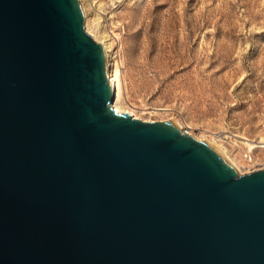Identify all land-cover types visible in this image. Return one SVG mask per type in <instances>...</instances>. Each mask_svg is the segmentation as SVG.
<instances>
[{
	"label": "water",
	"instance_id": "obj_1",
	"mask_svg": "<svg viewBox=\"0 0 264 264\" xmlns=\"http://www.w3.org/2000/svg\"><path fill=\"white\" fill-rule=\"evenodd\" d=\"M112 100L79 0H0V264H264V168Z\"/></svg>",
	"mask_w": 264,
	"mask_h": 264
},
{
	"label": "rangeland",
	"instance_id": "obj_2",
	"mask_svg": "<svg viewBox=\"0 0 264 264\" xmlns=\"http://www.w3.org/2000/svg\"><path fill=\"white\" fill-rule=\"evenodd\" d=\"M80 3L118 61L122 108L215 141L240 173L264 168V0ZM122 26L118 45L106 30Z\"/></svg>",
	"mask_w": 264,
	"mask_h": 264
},
{
	"label": "bare ground",
	"instance_id": "obj_3",
	"mask_svg": "<svg viewBox=\"0 0 264 264\" xmlns=\"http://www.w3.org/2000/svg\"><path fill=\"white\" fill-rule=\"evenodd\" d=\"M88 2H92V0H88ZM79 3H80V0H79ZM80 5H81V8H82V16H83V22H84L83 10H84L85 5L83 3H80ZM99 16H101V15L97 14V17H99ZM85 25H86V22H85ZM105 28H107V27L105 26ZM122 28H123V26L121 27V31H119V30L118 31H112L111 32L112 33L111 37L109 36V32H108L109 30L105 29L107 34H108L107 36L110 38L111 41H113V43H116V44L120 45L121 33H122V31H124ZM85 29H86V31H88L87 28H85ZM89 33L91 34L92 32H89ZM91 35L93 36L94 33H92ZM94 38H95L96 41H98L100 43V45H101V47H102V49L104 51L107 76H108L110 88H112V91H113V100L111 101V104H110L111 107L117 112L118 111H128V112H131V115H133L134 117H137L138 115H136L132 110H130L128 108H122L120 106V104L118 103V95H119V88H120V80H119V77H118L119 64H118V61L114 58V56L112 54H110V50H109V47H108V45H109L108 43L109 42L107 41V38L106 37H102V36H100V38H96L94 36ZM137 118L142 119V120H147V119H144V118H140V116L137 117ZM172 120L177 124V126L180 129V132L186 133V132H184V130H182V125L178 121H176L174 119H172ZM194 136L198 140L203 139L199 135H194ZM204 139H206L211 144L215 145L221 151V153L225 156V158L232 164V166L236 170L237 174H242V173H240L241 170H240L239 165L231 158V156L226 152V150L224 149V147L222 145L216 143L215 141L210 140L209 138H204ZM258 169H260V168H258Z\"/></svg>",
	"mask_w": 264,
	"mask_h": 264
}]
</instances>
